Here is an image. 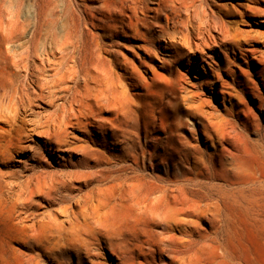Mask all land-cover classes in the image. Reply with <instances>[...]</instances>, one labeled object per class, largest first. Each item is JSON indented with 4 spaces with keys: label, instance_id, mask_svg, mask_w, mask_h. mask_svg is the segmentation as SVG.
<instances>
[{
    "label": "bare ground",
    "instance_id": "obj_1",
    "mask_svg": "<svg viewBox=\"0 0 264 264\" xmlns=\"http://www.w3.org/2000/svg\"><path fill=\"white\" fill-rule=\"evenodd\" d=\"M225 1L67 0L62 5L58 1L51 17L39 15L35 20L27 48L0 49V66L8 71L6 78H0V231L18 246L13 258L0 247V264H33L19 256L20 247L27 249L31 239L40 237L37 226L41 225L31 222L29 206L42 186L50 197L57 182L65 181L38 170V165H45L48 145L56 151L80 150L77 167L83 170L77 175L94 186L78 209L68 208L65 221L50 217L44 234L52 244L50 250L87 257L82 260L86 263L106 264L96 259L103 258L105 243L119 258L118 264H125L123 239L111 221V210L116 208L112 200L122 196L97 194L105 183H116L114 187L131 194L142 211L151 210L163 222L158 251L167 252L172 264H239L225 244V227L216 224L205 231L198 220L215 195L223 192L213 180L223 176L224 161L244 145L230 143L231 133L224 127L229 122L205 109L211 102L207 97L185 90L186 77L175 69L185 65L188 71L203 69L201 81L216 80L222 88L230 83L222 73L244 60L261 63L264 76V36L256 39L247 29L262 23L264 0H240L229 8ZM254 15L258 18L250 25L246 18ZM0 27L7 42L19 40L23 32L19 15L2 21ZM120 32L128 33L132 49L144 51L143 57L136 53L132 57L146 71L152 69L153 85L167 80V92L154 91L158 96L154 97L152 85L142 81L139 66L117 52L112 41ZM157 67L165 74L158 73ZM251 89L255 86L245 85V93ZM88 126L98 130V139L92 136L95 146L88 141L72 146L71 130ZM253 127L248 117L243 120L245 134ZM201 131L206 140H218L214 154L220 171L204 158ZM110 143L119 146L113 156L118 160L105 162L94 151H106ZM252 151L263 159L251 175L254 188L264 195V132ZM16 159L32 160L31 173L8 170ZM146 255L145 263H150Z\"/></svg>",
    "mask_w": 264,
    "mask_h": 264
},
{
    "label": "rangeland",
    "instance_id": "obj_2",
    "mask_svg": "<svg viewBox=\"0 0 264 264\" xmlns=\"http://www.w3.org/2000/svg\"><path fill=\"white\" fill-rule=\"evenodd\" d=\"M58 1L61 5L67 2V0H0V23L2 21H7V19L9 20L11 16L19 15L23 25V32L20 39L13 40L12 42H7L6 33L0 27V49H8V47L10 48L12 46H23V48H27L32 41L31 39H33L32 33L35 20L39 18V15H42V17H51V14L55 11L54 4ZM239 1L240 0H226L225 4H227L229 8L233 3L238 4ZM6 12L9 13L8 15L10 17ZM257 18L258 16L254 15L246 18V21L252 25ZM261 22L259 26L254 27V30L250 27L247 28L249 32H251L250 34L255 36L254 38L260 40H262V36H264V18ZM240 26L241 28H245L244 24H240ZM95 31L98 32L99 30L95 29ZM41 36L45 37V34L42 32ZM128 36V33L125 32H120L118 35L114 34L112 41L114 42V48L119 54H122L130 61L132 60L136 66H139V70L142 74V81L152 85L153 94H155V92H167L169 89L167 80L160 79L153 85L151 79L153 75L152 69L146 71L138 64V59L132 57V54L135 53L139 58L143 57L144 51L137 48L132 49L133 42L130 38H127ZM38 38L39 40L41 39L40 36H38ZM6 43H9V45L6 46ZM251 43L253 44L254 42ZM38 46V48L43 47L41 44ZM164 46L165 43L163 42V47ZM260 68L261 63L255 62V64H248L244 60L241 64L235 65V68L231 72L222 73V78L230 82L227 88H222L220 82L216 80L209 83L202 82L201 76L204 74L203 69L196 72L188 71V66L186 65L180 69L175 67L176 70L183 72L186 77L185 80L183 79L185 90L196 91L201 94V97H207L211 102L209 105L205 106V109L216 112L229 122V124L224 127L231 133L230 143H242L244 145L240 151H235V156H229L228 159L224 161L226 165L223 168V170H225L222 174L223 176L221 179L213 180L215 183L222 186L223 192L220 193L221 196H219V194L215 195V198L212 200L213 203L205 207V215L201 220H198L201 229L205 231H212V226L216 224L225 227V244L229 252L236 257L239 264H264V198H260V196L264 195H262L257 188H254L253 177L251 175L252 169L256 168L257 165H263L259 164L263 159H259L252 151L254 143H256L259 138V133L264 132V130L258 131L257 129L259 125L264 126V109L260 106V101H262L261 98H264V76L263 73L260 72ZM156 71L160 74H165V71L158 67ZM7 72L4 66H0L1 79L6 78L8 75ZM21 74V78H23L25 73L22 71ZM235 78L237 81L236 83L233 82ZM245 85H253L255 89L248 90L245 93ZM137 91L143 92V89H138ZM226 92L231 93L227 94ZM179 93L184 94V92L181 91H179ZM223 94H226L225 97ZM154 97L158 96L155 94ZM154 97L151 98V100H155ZM43 101L47 102L46 99H43ZM135 101L136 104L141 102L138 96ZM44 106L43 104L40 111L44 110ZM247 117L251 120L254 127L251 132L245 134L241 126L243 120ZM71 132L72 135L69 138V142L72 146H80L86 141H88L86 144L95 146L93 144V137L96 136L98 139L99 134L98 130L93 126H88L86 130L73 129ZM199 139H201V150H203L205 154V160H209L211 165L220 171L222 167L219 164V157L214 154L215 147L218 145V140H214V142L210 139L206 140V136L202 131L199 133ZM97 146L99 147V144ZM48 148V151L45 152V157H43L45 165H38V170L41 172L46 171L47 174L52 175L53 178H64L65 181L57 182L55 189H52L50 192V197L44 192L45 186H42L38 193H36L34 203L32 206H29L31 210L29 216L31 222L36 223V226L41 225L37 226L39 227L38 232L40 233L39 238L41 240L39 238L37 240L39 242L42 241V243L40 242V244L37 240L34 241L31 239V242L28 243L29 248L20 247L21 252L19 256L25 261H31L33 264H90L82 261L88 259L87 257H83V259L78 258L73 252L62 254L58 250H50L52 244L44 238V234H48L49 231L47 227H49L48 220H50V217H57L58 222L62 220L65 221L68 215V208L78 209L86 198H90L91 189L94 187L92 184L88 185L84 179L77 175V172L83 170L77 167L82 158V152L80 150L77 149L73 151L66 149L64 151H56L55 149H51L49 145ZM118 148L119 146L110 143L106 151H100L101 153L98 151L94 152L100 156L101 159H104L105 162H109L110 160H116L113 156L118 152ZM32 162V160L27 159H23V161L16 159L8 170L25 171V174H30L31 170L28 167ZM118 166L119 165L115 163L113 167L116 169ZM115 184L116 183H105L104 189L97 194L107 198L114 193H117V196H122L117 198L118 200L116 201L112 200V202L116 204L114 206L116 208L111 210V221L116 225L114 228L115 232L123 239L120 241L125 250L124 263L172 264L167 252L158 251V246L161 244V232L164 229L163 222L160 221L153 212L150 213L151 210L150 212L142 211L133 200V196L127 191H118V189L114 187ZM120 192H124L127 195L118 194ZM87 194L88 196H86ZM64 224L67 225V222H64ZM43 225L47 228V232L43 230ZM11 233L14 232L11 231ZM0 234V247L6 248L9 257H16L15 248L18 246L13 238L11 237L12 240L10 237L6 239L5 235L7 233H3V231H0ZM103 244L105 246L102 250L103 258L99 257L96 259L106 264H118L119 258L117 255L114 254L105 243ZM34 245L39 246L35 248ZM28 249L33 250L30 251ZM44 249L45 252L42 251ZM145 254H147L146 257L149 256L150 263H145Z\"/></svg>",
    "mask_w": 264,
    "mask_h": 264
}]
</instances>
